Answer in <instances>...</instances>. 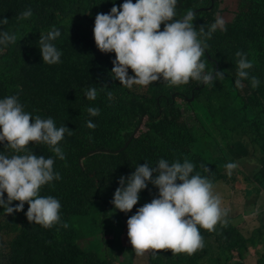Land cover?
I'll list each match as a JSON object with an SVG mask.
<instances>
[{
    "label": "trees",
    "instance_id": "trees-1",
    "mask_svg": "<svg viewBox=\"0 0 264 264\" xmlns=\"http://www.w3.org/2000/svg\"><path fill=\"white\" fill-rule=\"evenodd\" d=\"M117 1L0 0V19L8 20L0 30L17 35L23 20L19 19L20 8L31 6L39 21L22 32L39 45L42 34L46 36L55 26L61 36L54 43L62 52L60 63L47 65L35 48L15 54L12 44L0 50V98L16 95L25 111L52 118L58 127L65 125L72 131L61 142L64 160L57 159L46 144L28 145L33 154L54 159V170L61 179L45 185L41 195L60 201L62 223L44 228L29 222L27 203L12 215L0 208V264H134L135 254L123 252L118 234L116 238L108 234L112 229L126 231L127 219L156 198L158 190L149 183L127 214L114 209L113 195L120 177L127 178L145 162L155 167L161 158L170 163L188 159L209 178L227 212V223L218 224L213 232L201 229L204 247L192 255L148 250L139 256L141 264H249L250 259L264 264V109L260 106L264 98V0H239L233 23L207 39L208 57L202 59L214 76L224 72V79L178 89L162 80L129 89L111 77L115 54L101 53L93 37L96 15L107 14L111 8L94 11ZM224 3L178 0L175 19L187 10L213 5L210 11L195 14L193 23L198 30L211 25ZM237 51L254 64L241 88L234 84ZM129 75H134L131 69ZM253 76L260 81L256 88L250 83ZM89 87L97 88L94 101L85 96ZM193 95L197 101L190 103ZM254 100L260 108L258 116ZM88 107L99 108L100 115L90 117ZM251 118L256 124L249 125V130L244 123ZM88 120L95 129L86 127ZM2 151L12 154L6 142L0 144ZM228 162L241 169L228 176L224 168ZM91 222L102 235V244L94 248V243L81 240L78 231ZM247 231L252 232L249 237L244 235Z\"/></svg>",
    "mask_w": 264,
    "mask_h": 264
},
{
    "label": "clouds",
    "instance_id": "clouds-1",
    "mask_svg": "<svg viewBox=\"0 0 264 264\" xmlns=\"http://www.w3.org/2000/svg\"><path fill=\"white\" fill-rule=\"evenodd\" d=\"M45 1L50 4L55 0ZM121 2V5H117ZM177 2L135 0L133 3V0H119L94 11L103 12L111 8L107 14L96 15L93 37L101 53L115 54L111 77L122 86L129 89L134 85L146 87L162 80L167 86L178 89L196 83L211 85L213 81L224 79V72L217 71L214 76V71L206 67L202 57H208L205 50L207 39L217 31L225 32L235 17L232 22L225 24L221 17L226 12L223 10L218 12L211 25L197 30L193 23L195 14L210 11L213 5L195 12L187 10L180 19H175ZM239 9L237 5L235 16ZM20 10L22 14L19 19H23L21 30L17 35L0 30V50L12 44L15 54L35 48L43 63H60L62 52L54 43L61 36L60 30L53 26L46 36L42 34L38 45L34 37L22 30L34 26L39 21V14L31 6L21 7ZM7 22V19H0V25ZM162 24L164 28L161 31ZM235 55L238 59L234 84L241 88L242 81L249 79L254 64L245 53L237 51ZM129 69L134 75H129ZM250 83L256 88L260 81L253 76ZM97 95L95 87L85 90L89 101H94ZM108 98L111 99V92ZM194 100L197 101V95H193L189 102ZM253 104L254 113L258 116L260 108L256 101ZM260 106L264 109L263 97L260 98ZM86 111L93 118L100 115L97 107H88ZM191 114L195 116L193 111ZM255 124L254 118L244 123L249 130V125ZM86 127L95 129L96 125L88 120ZM139 131L140 128L135 135ZM65 135H72V131L65 125L58 127L52 118L33 116L25 111L16 95L0 98V144L6 142V148L12 151L11 155L0 152V208L7 215L21 212L27 203L25 215L29 222L44 228L62 223L60 201L53 196L41 195L45 185L61 179L59 172L54 170V159L33 154L28 145L30 142L46 144L57 159L64 160L61 142ZM133 138L127 144H131ZM126 145L122 150L128 147ZM195 167L188 159L170 163L161 158L155 167L145 162L137 165L127 178L120 177L112 204L115 210L122 213L131 212L140 200V193L149 183L158 190L157 197L139 207L126 222L127 236L137 256L144 255L148 250H170L175 254L192 255L204 247L201 229L213 232L218 224L227 223V212L221 206L220 196L214 192L213 183L196 171ZM224 168L228 176L236 168L241 169L234 162L226 163ZM204 170L208 171L207 168ZM13 202L19 203L12 207L10 205ZM63 226L67 227V224ZM251 233L247 231L244 235L249 237Z\"/></svg>",
    "mask_w": 264,
    "mask_h": 264
},
{
    "label": "rangeland",
    "instance_id": "rangeland-1",
    "mask_svg": "<svg viewBox=\"0 0 264 264\" xmlns=\"http://www.w3.org/2000/svg\"><path fill=\"white\" fill-rule=\"evenodd\" d=\"M237 5H238V0H226L225 4L222 6V9L226 10V12L221 15V17H223L225 20V24L233 21L235 17V11L237 10ZM252 224L254 225L255 221L252 222ZM78 231L82 241L86 243L88 242L94 243L93 248L97 247V244H102V235L101 234L98 235V228H96V225L94 223L91 222L83 225L82 227H78ZM117 234H118V238H121V241L125 244L126 248H128L132 254H135L134 249L132 248L130 241L128 239L127 230L117 233L116 229H112L108 235L109 236L112 235L114 238H116ZM93 238H96V241H94ZM127 251H128L127 249L123 250V252H127ZM141 262L142 260H140V257L135 254L134 264H141ZM249 264H255L254 260L250 259Z\"/></svg>",
    "mask_w": 264,
    "mask_h": 264
},
{
    "label": "water",
    "instance_id": "water-1",
    "mask_svg": "<svg viewBox=\"0 0 264 264\" xmlns=\"http://www.w3.org/2000/svg\"><path fill=\"white\" fill-rule=\"evenodd\" d=\"M129 144V143H128ZM128 144L126 145V147L128 146Z\"/></svg>",
    "mask_w": 264,
    "mask_h": 264
}]
</instances>
